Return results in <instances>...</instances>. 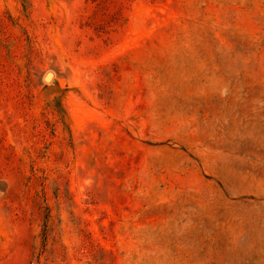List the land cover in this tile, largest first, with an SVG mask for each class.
Wrapping results in <instances>:
<instances>
[{"label":"rangeland","instance_id":"obj_1","mask_svg":"<svg viewBox=\"0 0 264 264\" xmlns=\"http://www.w3.org/2000/svg\"><path fill=\"white\" fill-rule=\"evenodd\" d=\"M0 264H264V0H0Z\"/></svg>","mask_w":264,"mask_h":264}]
</instances>
